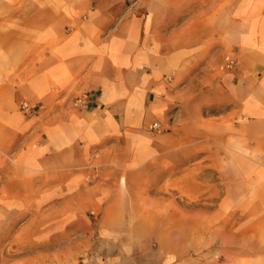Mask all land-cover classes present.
Returning a JSON list of instances; mask_svg holds the SVG:
<instances>
[{
    "label": "crops",
    "instance_id": "obj_1",
    "mask_svg": "<svg viewBox=\"0 0 264 264\" xmlns=\"http://www.w3.org/2000/svg\"><path fill=\"white\" fill-rule=\"evenodd\" d=\"M196 124L264 264V0H0V264H130L131 163Z\"/></svg>",
    "mask_w": 264,
    "mask_h": 264
},
{
    "label": "rangeland",
    "instance_id": "obj_2",
    "mask_svg": "<svg viewBox=\"0 0 264 264\" xmlns=\"http://www.w3.org/2000/svg\"><path fill=\"white\" fill-rule=\"evenodd\" d=\"M211 113L203 117L213 118L215 114ZM198 125L181 133L185 139L194 140V146L180 150L178 162L171 161L169 147L156 145L146 162L131 163V171L141 170L146 178L132 180L136 188L131 189L127 212L131 220L127 228L131 232L130 264H232L234 261L244 264L250 261L245 258L244 244L235 248L233 238L235 234L252 233V219L257 211L220 208V202L244 201V196L239 195V187L235 186L234 164L222 163L230 177L220 179L218 146L202 145L209 137L217 139L218 132L210 125L206 130ZM228 150L232 152L233 148ZM98 245V241L92 242L94 250ZM96 260L66 258L64 263L93 264ZM62 262L49 260V264Z\"/></svg>",
    "mask_w": 264,
    "mask_h": 264
},
{
    "label": "built area",
    "instance_id": "obj_3",
    "mask_svg": "<svg viewBox=\"0 0 264 264\" xmlns=\"http://www.w3.org/2000/svg\"><path fill=\"white\" fill-rule=\"evenodd\" d=\"M233 65V62H230L228 67L231 68V66ZM34 109V107H31L29 106L28 104L26 103H23L21 106H20V110L23 111V112H30ZM153 129H157V125L156 124H153L152 126Z\"/></svg>",
    "mask_w": 264,
    "mask_h": 264
}]
</instances>
